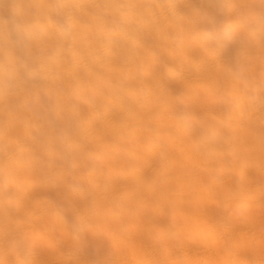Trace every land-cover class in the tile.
Here are the masks:
<instances>
[{
  "label": "clouds",
  "instance_id": "1",
  "mask_svg": "<svg viewBox=\"0 0 264 264\" xmlns=\"http://www.w3.org/2000/svg\"><path fill=\"white\" fill-rule=\"evenodd\" d=\"M8 3L13 16L0 17V264H45L36 248L53 247V233L75 245L90 234L115 252L72 264H133L130 245L140 264H183L185 254L212 251L209 240L185 225L181 214L205 222L187 209L219 203L244 216L257 207L250 185L264 177V133L257 131L264 126V15L252 9L264 8V0ZM132 21L142 29L139 36L124 27ZM237 29L246 39L235 41L225 56L221 40H233ZM93 34L131 40L136 64L107 49L105 56H93ZM190 45L200 57L187 55ZM118 60L122 66L116 69ZM154 65L179 91L152 74ZM132 67L139 68V78L125 74L114 82V71ZM194 82L204 87H191ZM40 96L56 119L37 122L29 100ZM194 98L224 101L227 110L214 126L201 124L179 110ZM164 127L175 130L174 150L161 153V169L145 179L140 165L157 154L155 141ZM114 155L132 162L118 174L131 188L92 179ZM45 167L54 184L65 186L68 209L47 196H29L28 177ZM66 177L75 182L65 183ZM229 177L237 178L236 190L225 187ZM149 213L169 217L174 230L146 225ZM209 227L217 250L206 264H264V237L254 243L227 228ZM138 229L155 233L162 242L158 252L131 241ZM189 240L196 241L197 251L186 246Z\"/></svg>",
  "mask_w": 264,
  "mask_h": 264
},
{
  "label": "bare ground",
  "instance_id": "2",
  "mask_svg": "<svg viewBox=\"0 0 264 264\" xmlns=\"http://www.w3.org/2000/svg\"><path fill=\"white\" fill-rule=\"evenodd\" d=\"M181 9L185 8L184 4L180 5ZM257 14L264 15V8H253ZM242 11L247 13L249 9L245 8ZM13 16L12 9L8 3V0H0V17L4 19H10ZM130 36L136 37L141 34V27L135 21H132L124 25ZM233 40H221V52L227 56L228 53L234 48L235 41L246 39V34L240 30L234 31ZM92 42L91 47L93 56L103 57L107 53L115 54L123 58V60H129L132 64H136L135 53L136 49L131 40L125 41L119 35H98L93 34L89 37ZM55 41H53V44ZM101 45L106 46L101 47ZM186 53L192 57H200V50L195 45H190L186 49ZM171 67L176 70H180L182 65L177 60H171L162 56ZM122 66V61L118 60L114 65V68L119 69ZM150 71L153 75H159L162 82L168 84L174 91H179L178 86L171 82L167 76V73L159 65L150 67ZM133 75L139 78V68L132 67L127 73L114 71V82L123 80L124 75ZM191 87L198 88L204 87L201 84L193 83ZM29 103L33 108L36 115L39 117V121L43 122L47 120L56 119L55 111H48L43 107V97L30 98ZM180 111H186L193 119L204 125L214 126L216 119L223 117L227 110V104L221 100H206L203 98H194L187 105L181 106ZM199 131V129H198ZM258 132L264 133V126H260L257 129ZM160 138L155 141L156 155L146 157L141 163V175L145 179H151L154 169H161L160 154L170 153L174 150V145L170 142V138L176 135L175 130L169 127H164L160 130ZM19 139L22 142H27L26 137L21 134ZM131 161L122 155H114L110 157L108 166L98 168L92 179L99 185H109L117 189H128L131 185L127 181L123 180L118 174L127 172L131 166ZM165 177H161L164 179ZM75 182L71 177L65 178V183ZM29 196L33 198H39L47 196L54 200L58 205L68 209L69 197L64 185L54 184L52 177V170L45 167L42 170L32 174L28 177L27 185ZM225 187L229 190H236L238 188V181L236 177H229L225 180ZM251 190L256 196L257 207H255L251 213L238 216L235 213L225 211L219 203H210L204 206H199L194 209L189 208L187 211L195 214L199 218L203 219L214 229H229L233 232L240 233L242 238L251 239L254 243L261 237H264V177L255 179L250 185ZM216 200L219 201L220 197L217 195ZM70 215V213H69ZM185 225L191 227L195 231L199 232L207 240L210 241V247L212 249L207 255L199 254L188 256L185 254L183 257V264H206L208 260L212 258V253L217 250V240L212 233L210 227L203 221H197L192 218L183 217ZM144 223L148 226L160 228L165 231H172L175 225L167 216H161L155 213H149ZM131 241L145 251H151L156 253L162 246V242L155 235L154 232L146 231L144 229H138L130 234ZM53 247L49 248L45 245H38L36 248L38 256L45 261V264H72V261L77 259H94L98 254L103 255L104 252H112L114 250L107 248V246L92 235H86L84 240L79 245L73 244L70 240L56 236L54 233L51 236ZM186 246L191 251H197L199 246L195 240L186 241ZM104 251V252H103ZM249 258L253 257L251 253H245ZM129 256L133 264H140L137 257L136 250L133 246H129ZM175 264V261L173 262Z\"/></svg>",
  "mask_w": 264,
  "mask_h": 264
}]
</instances>
